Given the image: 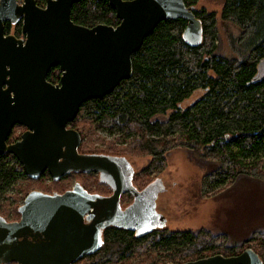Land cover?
<instances>
[{"label":"trees","instance_id":"16d2710c","mask_svg":"<svg viewBox=\"0 0 264 264\" xmlns=\"http://www.w3.org/2000/svg\"><path fill=\"white\" fill-rule=\"evenodd\" d=\"M35 1L43 7L46 0ZM183 2L198 21L196 30L188 31L184 20L156 26L131 58V78L102 99H90L80 107L69 125L80 135L79 151L90 153L84 140L102 131L111 139L103 142L111 155L149 158L138 173L141 178L162 173L168 155L183 150L202 174L201 199L231 189L242 177L264 185V0L224 1L220 20L238 30L237 35L227 36L226 46L220 40L216 13L196 9L198 0ZM71 19L88 28L119 23L104 0H80L71 8ZM12 27V35L21 37V21L5 23V33ZM59 76L54 67L46 80L56 84ZM196 91L203 95L182 107ZM16 131L9 141L19 137ZM72 176L80 178L83 173ZM21 179L35 183L42 178H27L14 157L0 156V197ZM102 240L97 252L74 264H130L134 259L140 264H182L218 254L233 256L247 248L264 264V227L235 244L225 233L205 227L164 228L139 237L108 227Z\"/></svg>","mask_w":264,"mask_h":264},{"label":"water","instance_id":"95a60500","mask_svg":"<svg viewBox=\"0 0 264 264\" xmlns=\"http://www.w3.org/2000/svg\"><path fill=\"white\" fill-rule=\"evenodd\" d=\"M79 1L46 0L39 7L35 0H0V156L14 157L24 175L34 180L45 173L53 181L72 172L105 173L114 181L113 193L99 198L78 184L63 194L28 193L19 221L0 219V264H74L102 247L106 227H121L137 214L153 221L140 236L166 227L155 210L157 194L163 191L160 180L122 210V161L80 154V135L68 127L86 101L102 99L131 78L133 54L160 22L184 20L187 30L195 31L198 21L183 0H104L118 25L88 28L71 19V8ZM18 21L23 37L6 34L4 24ZM54 67L60 71L56 85L46 80ZM15 125L26 131L7 144ZM182 264L262 261L247 248L233 256L218 254Z\"/></svg>","mask_w":264,"mask_h":264},{"label":"rangeland","instance_id":"374dc122","mask_svg":"<svg viewBox=\"0 0 264 264\" xmlns=\"http://www.w3.org/2000/svg\"><path fill=\"white\" fill-rule=\"evenodd\" d=\"M225 0H198L196 9L204 8L207 12H215L220 40L226 46L227 36L237 35L238 30L220 20V13ZM45 5V4H44ZM14 27L11 29L13 34ZM203 95L196 91L182 103V107L190 106ZM22 129L16 131V135ZM111 139L102 131L84 140L90 153L111 154L106 151L103 142ZM134 169V184L141 188L151 181L160 180L163 191L155 200L156 212L165 219L166 229L171 231L196 230L205 227L214 233H225L231 244L240 243L250 233L264 227V185L259 181L239 178L234 186L214 197L201 199L199 197L200 170L192 165L183 150H174L167 157V167L160 174L138 176L149 163L147 157L125 155L124 157ZM95 177L66 178L54 182L44 177L38 182L31 183L21 179L17 181L5 196L0 197V215L8 220L19 217L16 208L22 204V197L33 190L44 192L63 191L70 189L75 182H80L85 188L94 189L100 186ZM53 181V182H52ZM140 259L131 260L130 264H140Z\"/></svg>","mask_w":264,"mask_h":264},{"label":"flooded vegetation","instance_id":"af4514ba","mask_svg":"<svg viewBox=\"0 0 264 264\" xmlns=\"http://www.w3.org/2000/svg\"><path fill=\"white\" fill-rule=\"evenodd\" d=\"M8 34H11V33H8ZM22 37L23 36H21L19 38H22ZM58 82L56 84H58ZM56 84H53V85H56ZM68 128H71V127H68ZM14 129H17V130L18 129H22V130L19 132V137L14 138L12 141L11 140L9 141V138L11 137V133L13 132ZM25 131H26L25 127L20 126V125H15L12 128V130H11V132H10L8 138H7V144H13V143L17 142L18 140H20L21 135ZM78 152L80 154H83V155H102V156L107 157L108 160H110V161H116V159H118L119 161H122V162H119V164H118L119 165L120 178L122 179V182H123V193L120 196V207H121L122 210H125L128 207H131L135 203V198H136V195H138V193L142 192L149 185H152L153 183H156L157 181H159L156 178V180L154 179V181H151L150 183L146 184L145 186H143L141 188H138L134 184V181H133L134 180V175H135L134 169L130 166V164L127 162V160L126 161L125 160L124 161L121 160L120 157H122V156L104 154V153H84V152H80L79 151V147H78ZM4 155H6V154H4ZM4 155H2V156H4ZM75 173H77V172H72V173L62 177L60 180H63L66 177L72 176ZM78 173H83V176H93V177H95L94 179L97 180V182H98V184L100 186H98V187L96 186L95 190L94 189L92 190V189L85 188L84 185L80 184L79 182H75L70 189H66V190H63V191H60V192L59 191L44 192V191H41V190H33V191H39V192H42V193H45V194H63L66 191L72 190L74 188V186L76 184H78L87 193L95 195V196H97L99 198L105 199V198H108V197H110L112 195L113 188H114V181H113V179H112V177L110 175H107V174L101 173V172H78ZM45 175L49 176L47 173H45L43 176H45ZM43 176H41L40 178H43ZM51 180H52V178H51ZM60 180H58V181H60ZM58 181H54V182H58ZM159 193L157 194V197H158ZM124 198H127V200H128V202L125 203V204L122 203V200ZM23 201H22V204H23ZM21 205H19L18 208H17L18 213H19V208H20ZM144 205H145V203H144ZM0 219L2 221L6 222V223L17 222L20 219V213H19V217L17 219H15V220H8L6 217L1 216V215H0ZM152 222L150 220H148L147 218H145L143 215L139 216L137 214L135 216L127 217V219L124 220V223H120L119 226H121V227L114 226V225H110L108 227L128 230V231L132 232V234L135 237H139L140 236L139 233H141L143 228H146V227L149 228V226L152 225ZM108 227H106V228H108ZM164 228H166V227H164ZM160 229H162V228H154L152 230L155 231V230H160ZM7 264H16V263L12 262V263H7Z\"/></svg>","mask_w":264,"mask_h":264}]
</instances>
